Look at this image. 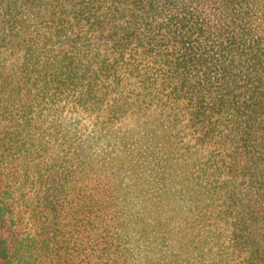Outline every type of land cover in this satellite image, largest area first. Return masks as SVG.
Returning a JSON list of instances; mask_svg holds the SVG:
<instances>
[{
	"label": "trees",
	"instance_id": "obj_1",
	"mask_svg": "<svg viewBox=\"0 0 264 264\" xmlns=\"http://www.w3.org/2000/svg\"><path fill=\"white\" fill-rule=\"evenodd\" d=\"M0 264H264V0H0Z\"/></svg>",
	"mask_w": 264,
	"mask_h": 264
},
{
	"label": "rangeland",
	"instance_id": "obj_2",
	"mask_svg": "<svg viewBox=\"0 0 264 264\" xmlns=\"http://www.w3.org/2000/svg\"><path fill=\"white\" fill-rule=\"evenodd\" d=\"M174 55V54H173ZM172 114H174L176 120H177V124L179 126H184L185 124V120H184V115H183V112L181 110H179L178 108L177 109H172ZM65 116L67 117L68 114L65 113ZM124 129V128H123ZM184 129V128H183ZM185 131V130H184ZM186 133V132H185ZM187 135V134H186ZM189 138V137H188Z\"/></svg>",
	"mask_w": 264,
	"mask_h": 264
}]
</instances>
